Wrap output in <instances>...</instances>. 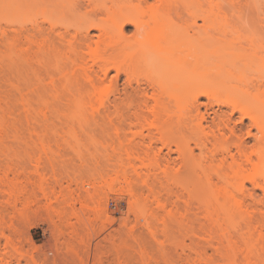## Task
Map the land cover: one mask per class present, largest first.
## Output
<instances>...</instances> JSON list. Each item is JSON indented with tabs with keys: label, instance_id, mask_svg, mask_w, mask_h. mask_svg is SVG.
Listing matches in <instances>:
<instances>
[{
	"label": "rangeland",
	"instance_id": "1",
	"mask_svg": "<svg viewBox=\"0 0 264 264\" xmlns=\"http://www.w3.org/2000/svg\"><path fill=\"white\" fill-rule=\"evenodd\" d=\"M2 1L7 3V7L5 4L4 10L0 11V24L7 28L8 37L0 35V95L6 99L0 107V113L6 120V131L0 142V261L3 257H9L13 264H27L20 260V253L19 256L15 255L14 249L18 248L16 242L27 251L33 245V240H43L42 227L53 224L54 216L59 214L61 222L66 226L82 224L87 227L91 239H107L115 235V239L130 243L133 251L130 257L137 263L141 258L154 256L159 264H234L232 259L236 256L237 264H264V237H260L261 232L264 234V191L256 189V199L259 202L242 193V190L247 193L254 189L250 175L255 167L245 165L242 173L231 179L229 189L241 201L240 209L232 210L230 215L215 214L213 219L205 211V203H212L214 193L219 191H215V187L224 184L216 174L233 175V171L237 169L235 165H221L220 162L211 160L212 151L216 148L220 156L219 150L223 147L222 142L212 135L213 131L217 134L219 132L215 125L219 119L214 111L226 114L231 109L219 108L217 104L207 108L205 104L208 100L202 97L200 101L204 104L201 106V113L207 117L203 121V128L194 127L193 130L191 126H183L178 133L170 129L169 137L164 143L160 140V133L157 134L156 124L159 122L160 125L162 119L152 113L154 102L150 100L148 107L142 104L143 92L147 90L151 95L154 91L145 84L147 76L142 73L133 77L131 82L123 73L113 83L107 80L102 88L112 102L107 108L100 109L94 117H88L87 123H92L95 129L92 132L96 133L95 137L100 142L108 141L117 147L123 141L130 150H138L141 155L146 151L149 159L160 162V169L145 168L142 175L143 178H149L152 185L161 192L166 209L163 211L158 208L149 188L142 184L141 179L135 180L136 197L127 193L125 183L118 184L115 181L114 190L111 191L112 184L108 183L107 186V182H110L109 177L118 169L120 158L110 157V150L106 149L105 144L90 145L92 140L89 138L87 141L84 133L85 137L80 135L83 136L80 137L83 140L80 145L86 143L83 147L77 144L75 137L67 133L70 127L79 126V129L85 120L80 123L76 118L77 122L74 123L75 118L73 121L72 118L63 116L62 108L65 104L54 101V94L70 96L71 92L64 90L62 86L57 87V92L52 88L51 80L55 79V84L59 86L61 75L55 63L40 52L37 43L43 38L42 34L41 38L37 34V43L28 41L29 34L35 32L31 30L30 21L41 20L45 24L43 30L47 33L46 23L42 21L45 11L41 4L31 1L21 6V0ZM246 1L252 2L242 0ZM255 3L260 9L254 11L255 15L260 13L264 18V0H255ZM247 11L242 9L243 14L250 15L254 21L242 24L240 30L227 35L226 40L232 46L250 48L242 52L246 55L237 60L236 66L228 67L236 73L247 69V65L254 66L257 58L264 55V22L257 20L261 16L254 15L255 19L252 12ZM126 31L132 32L133 27L127 26ZM252 51L256 52L248 55ZM215 70L212 69L213 75L216 74ZM114 73L113 71L112 74ZM166 77L167 74L161 76L163 79ZM252 94H257V91L253 89ZM23 97L30 99L33 107L44 109L43 113L34 109L33 117L27 118L26 109L21 103ZM41 98L47 99L48 104L41 103ZM67 108L69 107L66 105ZM66 109L64 106V110ZM69 112L66 110L64 113ZM234 114L233 120L237 119L238 123L237 132L240 131L248 145H252L254 139L246 133L244 127L250 120L246 118L243 126L238 122L241 113L236 111ZM54 130L62 132L61 136L54 134ZM252 131L257 133L256 128ZM43 133L45 134L42 135ZM197 134L206 141L204 148L196 146ZM216 141L219 144L215 145ZM177 142H181L185 150H194L191 161L180 154ZM261 147L264 151V141ZM232 151L236 153V149L233 148ZM126 157L123 154L124 162ZM254 160L259 162L256 156ZM166 167L169 168L168 173L163 172ZM257 167L264 171V166ZM105 178L108 179L107 182ZM42 179L43 183H48H44L48 192L56 190L52 197L55 211L50 210V219L44 218L52 201L42 189ZM139 195L149 197L147 210L150 212L152 209L156 217L159 215L158 218L149 215L152 217L147 219V223L142 221V215L138 214H141L138 212L140 206L135 202ZM97 209L105 212L98 213ZM102 212L104 215H111V219L104 217ZM17 214L20 217L19 229L14 232L8 226L14 225L11 223ZM97 215H100V219L95 217ZM27 219L31 220V225L27 226ZM249 220L258 228L247 229L245 224ZM124 228L130 232H124ZM138 242L142 243L140 250L135 246Z\"/></svg>",
	"mask_w": 264,
	"mask_h": 264
},
{
	"label": "bare ground",
	"instance_id": "2",
	"mask_svg": "<svg viewBox=\"0 0 264 264\" xmlns=\"http://www.w3.org/2000/svg\"><path fill=\"white\" fill-rule=\"evenodd\" d=\"M31 1L39 2L45 11L42 21L46 23L47 33L45 34L43 30L45 24L43 25L41 20L30 21L32 22L31 30L35 32L29 34L28 41L37 43L35 39L37 34L38 36L42 34L43 38L37 43L40 52L55 63L61 75L59 86L55 84V79L51 80L52 88L57 92V87L62 86L64 90L71 92L70 96L54 94V101L65 104L62 111H70L62 112L64 117L72 118L73 121L75 118L74 123L78 120L82 123L85 120L79 129H77L79 126L70 127L67 133L75 137L77 144L81 147L86 145L84 142L80 145L83 141L80 137H85L84 133L87 135V141L89 138L92 140L90 145L105 144L106 149L110 150V157L120 158L117 164L118 169L113 176L109 177V180L105 178L106 182L110 181L107 182V186L108 183L112 184L111 188L109 187L111 191L114 190L115 181L125 183L127 185L123 186L127 193L136 197L135 180L141 179L142 184L149 188L158 208L163 211L166 209L161 192L152 185L149 178H143L142 175L145 168L160 169V162L149 159L146 151L144 155H141L138 150H130L123 141L117 147L108 141L100 142L95 137L96 133L92 132L95 130L92 123L88 124L87 120L88 117H94L96 113H99L100 109L107 108L112 102L102 88L107 80L113 83L125 73L132 82L133 77L144 73L147 76L145 84L154 91L151 95L147 90L143 92L142 104L148 107L150 100L154 102L152 113L162 119L160 125L159 122L156 124L157 134L160 133V140L164 143L169 137L170 129L178 133L183 126H191L193 130L194 127L203 128V121L207 120V117L201 113V106L204 104L200 101L202 97L208 100L205 104L207 108L217 104L219 108L231 109L230 113L226 114L214 111L219 119L215 122L219 132L217 134L213 131L212 135L218 138L217 141L222 142L223 147L219 150L220 156L216 148L212 151L211 160L218 161L221 165L225 163L230 166L235 165L237 169L233 171V175L216 174L224 184L215 187V191H219L213 192L215 199L211 196L214 199L212 203L210 201L205 203L208 217L213 219L215 214L219 216L220 213L230 215L232 210L241 208V201L235 198L229 186L232 183V177L242 173L245 165L255 167L250 175L254 189L248 190L247 193L242 190V193L255 202H259L256 199V189L264 191V171L257 167L264 166V151L261 147L264 141V55L257 58L254 66L247 65V69L236 73L228 67L236 66L237 60L246 55L242 52L250 48L245 49L241 45L232 46L226 41L227 35L237 33L242 24L254 21L250 15H244L242 9H247L254 16V11H260L255 0H251L252 2H242V0H21L19 5L22 6ZM5 4L7 7V3L0 0V11L4 10ZM256 14L258 16L260 13ZM255 16L254 18L257 19ZM257 20L264 22L262 16ZM127 26H132L133 31L127 32ZM7 31V28L0 24L1 37L7 36ZM14 44L15 42L12 45ZM228 45L231 47H227ZM255 52L252 51L248 55H253ZM212 69H216L215 75L212 74ZM113 71L114 74H112ZM224 71L226 72L223 73ZM164 74H167L165 79L161 78ZM138 84L140 85V82ZM253 89L257 91V94H252ZM5 100V97L0 95V107ZM40 102L48 104L47 99L44 98H41ZM21 103L26 109L27 118L33 117L34 109L38 113H43L44 109L33 107L31 100L26 97L22 98ZM66 105L69 108L66 109ZM236 111L241 113L238 122L243 126L246 118L250 120V123L244 127L246 133L254 139L252 145H248L240 131L237 132V119L233 120ZM5 127L6 120L0 113V142L4 137ZM253 128L257 129V133H253ZM238 129L241 130V128ZM49 130L52 131V129ZM53 133L61 136L62 132L54 130ZM63 135L65 136L64 133ZM196 137V146L204 148L207 145L206 141L199 134ZM217 141L215 145L219 144ZM177 147L182 156L192 160L194 157L192 148L189 151L185 150L181 142H177ZM85 148L90 147L85 146ZM233 148L236 149V153L232 151ZM123 154L127 156L125 162ZM254 156L258 158V163L255 162ZM189 160L186 159L188 163ZM168 169L166 167L163 172L168 173ZM209 180L211 183L210 178ZM44 183L42 179V189L46 197L52 201L51 208H47L48 212L44 218L50 219V210L55 211L52 197L56 194V190L52 189L48 192L46 187L48 183H45L46 185ZM140 196L135 199V202L140 206L138 212L141 214H138L142 215V217L139 216L142 221L146 222L149 217H152L149 215L158 218L159 215L157 214L156 217L151 208L150 212L147 210L149 197ZM97 211L101 213L103 210L97 209ZM106 214L102 215L110 218L111 215ZM95 217L100 219V215ZM14 222L12 221L11 225ZM30 222L31 220L27 219V226L31 225ZM148 223H150L149 220ZM162 223L164 224L165 220ZM245 225L250 230L258 228L250 220ZM8 227L11 229L13 225ZM260 237L261 239L264 237L262 232ZM20 256V260L23 259L24 255ZM232 263L237 264L236 256L232 259ZM0 264H13V262L9 257H3Z\"/></svg>",
	"mask_w": 264,
	"mask_h": 264
},
{
	"label": "built area",
	"instance_id": "3",
	"mask_svg": "<svg viewBox=\"0 0 264 264\" xmlns=\"http://www.w3.org/2000/svg\"><path fill=\"white\" fill-rule=\"evenodd\" d=\"M19 220L17 214L12 227L14 232H18ZM54 221L50 226L42 227L43 240H33L27 251L16 242L18 248L14 249L15 255H24L21 261L27 264H159L154 256L135 262L130 257L133 252L130 243L115 239V235L107 239H91L88 228L82 224L66 226L59 214L54 216ZM122 230L130 232L126 228ZM135 246L140 250L142 243L138 242Z\"/></svg>",
	"mask_w": 264,
	"mask_h": 264
}]
</instances>
